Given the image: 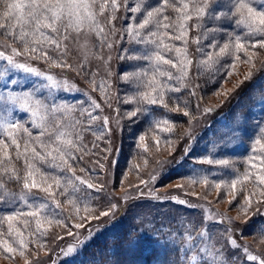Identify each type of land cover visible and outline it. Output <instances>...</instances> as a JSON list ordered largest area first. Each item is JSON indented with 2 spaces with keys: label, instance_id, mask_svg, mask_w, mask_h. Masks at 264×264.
I'll list each match as a JSON object with an SVG mask.
<instances>
[{
  "label": "rangeland",
  "instance_id": "rangeland-1",
  "mask_svg": "<svg viewBox=\"0 0 264 264\" xmlns=\"http://www.w3.org/2000/svg\"><path fill=\"white\" fill-rule=\"evenodd\" d=\"M116 2L121 7L115 13L109 6L104 16L98 17V26L104 35L96 31V26L90 28L85 24L79 34L73 32L77 39L68 45L66 56L49 51L52 60L48 62L33 58L34 68H50L56 73L68 74L77 81L76 85L66 81L54 85L62 78L58 73L50 79L48 72H43L45 76L26 74L22 70H12L7 61L0 59V73H3L0 85L8 84L14 90H32L28 109H21L19 105L6 106L0 100V139L9 144L8 151L15 155L7 131L17 116L33 137L38 131H52L53 123L60 122L64 127L59 132L67 134L61 140L74 139L73 133L78 132L82 145L77 155V160L82 156V161L73 165L74 174L61 169H44L61 180V188L53 185L52 190L54 199L60 202V209L55 207L53 199L41 201L47 204L49 213L47 216L41 213V224L46 231L37 230L35 219H30L25 229L24 215L13 222L14 227L24 233L28 244L23 256L15 236L9 235L4 219L13 214L12 210L0 205V239L7 240L17 249L7 255L0 247V264H85L81 257L89 236L109 235L118 229V225L144 223L156 217L162 220L173 217L186 229L187 240L190 239L187 244L193 250L189 264H197L200 260L207 261V264H259V260L250 261L247 257L255 255L264 259V225L245 222L264 207V189L256 182L255 175L259 161L264 158V148H261L264 132L260 131L264 126V86L245 100L240 115L216 126L212 135L198 134V130L205 132V122L225 108L245 82L264 68V50L259 46L248 49L251 60L231 48L228 54L220 56L219 47L228 42L224 33L240 35L246 47L256 43L261 34L247 33L245 25L237 26L233 22L220 32L190 30L185 44L174 39L179 32L173 27L169 31L173 39H164L163 43L173 49L180 47L183 54L177 55L174 50L169 52L150 43H127L129 39L137 40L134 32L129 35V24L134 28L152 6L163 7L161 0H126V6L125 0ZM260 4L261 0H256L254 6L260 10ZM133 6H139L140 11L130 12L128 9ZM109 14L116 17L111 25L104 19ZM164 15L173 25L177 23V16L171 9H167ZM207 23L210 27H219V22ZM109 27L114 31H109ZM157 30L156 27L141 30L140 36L147 41L146 33ZM159 34L164 35L163 31ZM198 35L199 45L195 42ZM122 39L125 43H121ZM11 47L19 48L20 45L0 35V49L11 51ZM44 47L47 49L48 46ZM122 48L127 50L126 53L121 52ZM156 51L166 59H172L176 67L171 68L162 62L158 64L154 58ZM145 53L152 58H120L126 54L142 56ZM237 55L238 60L235 59ZM61 60L71 68L56 66ZM101 60L110 76L100 69ZM229 67L231 75L226 76ZM168 72L172 73L171 79L166 75ZM12 79L18 83L12 85ZM153 88L157 91L163 88L168 109L179 107L182 113L187 112V121L175 125L167 111L154 112L156 105L147 104L140 96L144 92L155 95ZM0 95H3L2 88ZM37 99L40 104L36 103ZM99 102L103 106L102 112L98 110ZM137 109L140 111L136 117L127 115ZM33 112L36 114L32 115ZM93 116L95 120L90 118ZM104 118H107L106 123ZM177 128L179 132L176 134ZM233 133L235 136L229 142L220 143ZM15 134L23 146L22 137L26 133L17 129ZM257 140L259 143L255 142ZM57 146L50 144L49 148ZM105 151L108 152L107 159H99ZM208 159L214 162L208 164ZM218 160H227L228 164L215 163ZM3 167L0 166V175ZM6 167L9 170L15 167L23 173L22 160H14ZM246 174L251 178L243 181ZM233 180L238 181L235 188L231 187ZM0 184L3 185L0 194L15 199L18 211L32 210L22 203L17 184L6 183L3 179ZM88 184L93 188H88ZM249 198L251 203L246 205ZM101 212H109V215L95 219ZM81 217H84L85 228L90 226L92 233L75 229L74 225L81 222ZM56 219H60L61 224H57ZM69 220L74 236H68L65 231ZM56 235L64 238L55 239ZM232 240L236 241L234 245L230 243ZM244 248L247 252L243 251ZM69 249H73L70 254ZM227 256L235 263L228 262Z\"/></svg>",
  "mask_w": 264,
  "mask_h": 264
},
{
  "label": "snow or ice",
  "instance_id": "snow-or-ice-1",
  "mask_svg": "<svg viewBox=\"0 0 264 264\" xmlns=\"http://www.w3.org/2000/svg\"><path fill=\"white\" fill-rule=\"evenodd\" d=\"M256 0H161V6H152L150 10L146 11L145 18L134 28L131 23L128 26V33L131 35L133 32L137 36V40H128L127 43H150L157 48H163L169 52H174L177 55H181L182 49L180 47H175L174 49L166 43H163L164 39H173L169 36V31L175 27L179 34L174 36L175 40L182 41L187 44V36L190 30L201 29L203 32H220L229 23H233L237 26L245 25L247 27V33L261 34L260 38L256 43H251L248 47L242 42V37L240 35H233L230 33H224L228 42L224 43L223 46L219 47L220 56H224L229 53L230 48L235 53H243L247 60H251L252 56L248 55L249 48H259L264 50V0H261L260 10L258 7L254 6ZM112 9V13H115L121 5L116 2V0H0V35L6 36L14 42H18L20 47H11L12 55H5L4 52H0V59L7 61L12 70H22L26 74H32L35 76H42L43 73L38 71L36 68L28 66L27 63H17L14 57H23L26 61L33 58L44 60L48 62L52 60L49 56V51H52L54 55L66 56L68 51V45L77 39L73 32L79 34L82 28L87 24L90 28L96 26V31L100 35H104L103 29L98 26V17L104 16L105 12L109 8ZM126 6V0H125ZM167 9H171L177 16V23L173 25L169 20V17L164 15ZM133 14L140 11L139 6H133L128 9ZM106 22L111 25V22L116 19L115 15L109 14V16L104 17ZM130 20L132 18H129ZM163 21H168L162 23ZM219 22V27H210L207 22ZM150 27H156L157 31H148L146 33L148 40L145 41L143 37L140 36L141 30L149 29ZM109 31H114L112 27H109ZM163 31L164 35H160L159 32ZM247 38V34L245 39ZM195 42L199 45L200 38L199 35L196 37ZM121 43H125L122 39ZM47 45V49L44 47ZM111 48V45H108ZM211 47V46H210ZM126 49L122 48L121 52L126 53ZM121 59H144L149 60L152 57L145 53L142 56L126 54L120 57ZM156 62L169 65L171 68H175L176 64L172 59H166L159 51L155 52L154 56ZM235 59H239V56H235ZM191 63V61H189ZM51 66V65H49ZM56 66H67L71 68L70 65H66L63 60L60 61ZM100 69L107 73L109 76V69L104 66L103 60L100 61ZM186 67V66H185ZM184 69H181L183 71ZM3 75V73H0ZM165 75V73H162ZM166 75L171 79L172 73L168 72ZM226 76L231 75V67L226 70ZM122 77H118L120 79ZM50 79V77H49ZM248 79V77H246ZM12 85L18 83L17 80L12 79L10 81ZM239 87V84L237 85ZM3 89V95H0V100H3L5 105H19L21 109L30 108L29 96L32 94L31 89H13L9 88L8 84L0 85ZM175 91L179 92V88H175ZM155 95H150L147 92L141 93V99L149 105H162L167 107L163 99L164 89L161 88L157 91L153 88ZM40 100L37 99L36 103L40 104ZM132 111L128 113L130 117H136L138 112ZM174 111L179 112L180 109L177 107ZM211 111V110H206ZM36 113L33 112L32 115ZM187 115V112L182 113ZM95 120L96 117H90ZM105 123L107 118H104ZM117 127H119V121L117 120ZM64 127L63 123L54 122L52 125V131H38V135L33 137L31 131L25 127L24 124L20 122L19 117H15L13 122L8 125L7 135L10 137V144L14 146L15 155L13 156L9 151V144L5 142L4 139H0V166L3 167V174L0 175V179H3L6 183H15L20 188V195L23 198L22 203H24L31 211L26 213H21L17 210L19 207L15 199H9L5 195L0 194V205H3L6 209L10 208L12 210L11 215H7L4 219L8 224L9 235H14L20 251V255H24V249L27 248L28 244L25 241L24 233L19 229L15 228L13 222L16 221L17 217L24 215L26 219L24 220V228L27 229L30 219H35V223L38 231H46L43 229L41 224V213L44 212L45 215H49L47 212V204L41 202L43 200L53 199L55 207L60 209L59 200L54 199L53 185L56 188H61V180L58 176L53 175L51 171H44L45 168L48 169H61L69 173L74 174L75 169L73 165L78 164L82 161V156L80 160H77V155H79L80 148L82 145L79 140V133L74 132V139H63L61 137L67 135L64 132H59V129ZM20 129L22 132L26 133L23 146L18 142L16 136V130ZM261 132H264V126L260 128ZM58 133V134H57ZM235 136L233 133L229 137H225L220 141L221 144H226L230 141L232 137ZM141 139H143L141 137ZM259 143V140L255 141ZM50 144H57L55 148H49ZM23 147V151L21 148ZM94 147L97 145L94 144ZM264 148V144L261 145ZM39 149V150H38ZM55 152V155H53ZM108 152L105 151L103 157L99 159H107ZM21 161L23 163V173L15 167L9 170L6 165H11L13 161ZM208 164H212L214 161L208 159L206 161ZM215 163L220 165L228 164L227 160H218ZM255 166V165H254ZM97 167H100L97 164ZM83 171V169H81ZM94 171V169H92ZM256 175V182H258L261 189H264V158L259 161V168ZM251 178L249 174L243 176V181H248ZM51 181V182H49ZM207 183V181H205ZM237 180L231 182V187L235 188ZM0 187H3L0 184ZM88 188H93V185L88 184ZM219 187V185H217ZM62 194H63V190ZM32 198L31 200L29 198ZM71 203V201H69ZM251 203V198L245 201V204ZM114 209V206H111ZM109 212H101L95 219L99 220L103 216H108ZM81 222L74 225L75 229H85V231L91 232V227L85 228L84 217H81ZM51 223V221H49ZM57 224H61L60 219H56ZM71 222L69 220V227L65 228L68 236H74V233L70 230ZM158 230L154 235L159 238ZM55 239H63L59 235L54 237ZM90 238V237H89ZM83 243V242H81ZM231 244H235L236 241H230ZM0 247L4 249L5 254L11 255L16 248H13L7 240L0 239ZM39 251V249H37ZM73 249H69V254ZM243 251L247 252V248ZM250 261L259 260V264H264V259H259L255 255H249L247 257ZM193 261L196 262V257H193ZM197 264H207V261L200 260Z\"/></svg>",
  "mask_w": 264,
  "mask_h": 264
},
{
  "label": "trees",
  "instance_id": "trees-1",
  "mask_svg": "<svg viewBox=\"0 0 264 264\" xmlns=\"http://www.w3.org/2000/svg\"><path fill=\"white\" fill-rule=\"evenodd\" d=\"M5 55H12L11 51L6 48V51L1 50ZM17 63H27L34 67V59L26 61L23 57H14ZM37 65V64H36ZM40 66V65H38ZM41 67V66H40ZM36 68V67H35ZM40 72L50 73V78L55 77L57 73L60 77L58 81L54 82V85L60 82H69L76 85L77 81L70 75L57 73L53 70L37 68ZM42 76H45L44 73ZM48 77V78H49ZM63 77L68 78L66 80ZM78 84V83H77ZM264 86V68L251 77L245 84L237 91L233 99L223 108L220 112L215 113L211 119L205 122L204 128L198 130L199 133H203L207 137L213 134V129L216 126L223 125L225 122L231 121L237 115H240V111L245 107V103L248 97L253 94L258 88ZM86 90L85 88H82ZM100 102L98 110L102 112ZM170 109V110H169ZM159 106L154 107V112L167 111L169 115L174 119L175 125H181L187 121V115H183L182 112L174 111V108ZM180 126H178L179 128ZM175 130V133L179 132V129ZM201 141L197 140V142ZM110 196H114L110 193ZM164 218V217H163ZM245 223H258L264 225V207L255 215L250 217ZM173 217L170 220H162L160 217L149 218L146 221L134 224H124L117 226L115 231L106 235H94L89 236L84 247V256L81 260L85 259V264H111V263H135V264H189L192 252L187 244V232ZM182 227V228H181ZM159 231V238L154 233ZM89 233H92L89 232ZM228 257V256H227ZM228 262L235 263L230 257Z\"/></svg>",
  "mask_w": 264,
  "mask_h": 264
}]
</instances>
